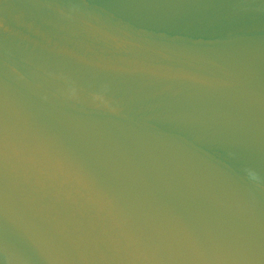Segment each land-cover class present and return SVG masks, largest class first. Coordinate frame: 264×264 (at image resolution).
<instances>
[{"label":"water","instance_id":"water-1","mask_svg":"<svg viewBox=\"0 0 264 264\" xmlns=\"http://www.w3.org/2000/svg\"><path fill=\"white\" fill-rule=\"evenodd\" d=\"M0 264H264V0H0Z\"/></svg>","mask_w":264,"mask_h":264},{"label":"clouds","instance_id":"clouds-1","mask_svg":"<svg viewBox=\"0 0 264 264\" xmlns=\"http://www.w3.org/2000/svg\"><path fill=\"white\" fill-rule=\"evenodd\" d=\"M76 94H77L76 89L72 88L71 95L73 97H75ZM92 100L94 102H98L100 105H103V106L107 102L103 93H93L92 94ZM247 177H248L249 181H252V182H256L259 179L257 172L251 168L247 169Z\"/></svg>","mask_w":264,"mask_h":264}]
</instances>
